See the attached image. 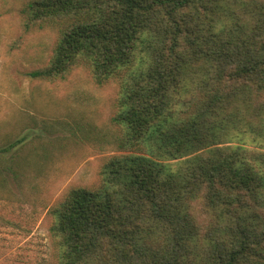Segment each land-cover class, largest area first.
Returning <instances> with one entry per match:
<instances>
[{
  "label": "trees",
  "instance_id": "trees-1",
  "mask_svg": "<svg viewBox=\"0 0 264 264\" xmlns=\"http://www.w3.org/2000/svg\"><path fill=\"white\" fill-rule=\"evenodd\" d=\"M35 80L116 84V155L54 206L52 264H264V0H24ZM0 147L5 161L25 142ZM15 176L18 178V174Z\"/></svg>",
  "mask_w": 264,
  "mask_h": 264
},
{
  "label": "rangeland",
  "instance_id": "rangeland-1",
  "mask_svg": "<svg viewBox=\"0 0 264 264\" xmlns=\"http://www.w3.org/2000/svg\"><path fill=\"white\" fill-rule=\"evenodd\" d=\"M23 2L0 0V147L26 138L4 157L15 163L0 177V264H52L50 210L71 189L96 185L103 160L117 154L118 88L96 85L85 68L64 81L32 79L55 33L25 32Z\"/></svg>",
  "mask_w": 264,
  "mask_h": 264
}]
</instances>
